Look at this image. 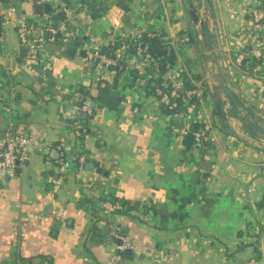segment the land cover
Here are the masks:
<instances>
[{"label": "crops", "instance_id": "1", "mask_svg": "<svg viewBox=\"0 0 264 264\" xmlns=\"http://www.w3.org/2000/svg\"><path fill=\"white\" fill-rule=\"evenodd\" d=\"M257 9L264 0H0V138H32L19 174L0 177V264H264ZM21 22L42 38L22 44ZM153 32L170 61L132 47ZM93 45L124 64L115 81ZM159 76L202 96L162 111L146 89ZM195 123L203 150L182 140Z\"/></svg>", "mask_w": 264, "mask_h": 264}, {"label": "trees", "instance_id": "2", "mask_svg": "<svg viewBox=\"0 0 264 264\" xmlns=\"http://www.w3.org/2000/svg\"><path fill=\"white\" fill-rule=\"evenodd\" d=\"M27 29L30 32L31 35V27L29 25H26ZM32 37V36H31ZM132 47L135 49H140L143 53H149L151 58L157 62H164L167 60H171L172 58V52L167 50L166 44L164 43V40L161 39V34L157 32H153L152 34L143 33L141 34L132 44ZM100 48V51L104 53L107 57L116 58L113 54L112 50L106 49V48ZM254 57V56H253ZM255 59H260L257 57H254ZM92 60V58H91ZM115 63L108 65L107 68L109 70H112L114 72V81L120 74V72L125 68L124 64H122L117 58L115 59ZM93 63L97 64V59L92 60ZM162 77H155L148 80L146 84V89L149 93L157 95V97L160 99V109L162 111H166L169 114L174 113H181L184 112L187 108V105L190 103H195L199 101L200 97L202 96V93L200 92L198 95L194 93H188V90H191L193 88H197L198 86L194 85L193 81L190 79H184L183 82V90L179 91L176 95H172L171 92V86L170 82H167L164 84L162 82ZM110 88V83L107 80H104V85L99 88V90H106ZM166 93L168 95V102L165 103L161 100L162 95ZM85 98L79 99L78 103H84ZM186 101V102H185ZM83 111L78 116L79 119L83 116ZM195 131H203L198 127V124H192L188 129L183 133V142L186 145L190 146H196L199 149L203 150L205 146H207L208 140L205 139V132L203 131V136H201L198 139L195 138L194 132ZM81 134V132H80ZM110 200L112 203H115L116 199L114 196H111L108 194V196L105 197V200ZM125 205V207H122V211H126L130 209L127 206V202L122 200V203L120 206Z\"/></svg>", "mask_w": 264, "mask_h": 264}, {"label": "built area", "instance_id": "3", "mask_svg": "<svg viewBox=\"0 0 264 264\" xmlns=\"http://www.w3.org/2000/svg\"><path fill=\"white\" fill-rule=\"evenodd\" d=\"M264 12L260 9L254 10L252 13V17L255 21L260 22L263 17ZM64 29V25H60L57 28H52L51 32H56V30ZM18 36L22 44L29 45L31 42L35 40H39L42 37L33 38L30 36V32L26 27L24 22H21L18 28ZM256 56H260L264 58V52L254 51L253 53ZM90 59H97V64L104 68H107L108 65L114 64L115 59L111 57H107L104 53L100 51V48L96 45H93L89 51ZM144 57L146 60H152L149 53H145ZM171 94L176 95L179 91L183 90V82L182 80H171ZM189 94L194 93L198 95L200 91L197 88H193L187 91ZM168 95L164 93L161 97V100L165 103L168 102ZM7 109V108H6ZM86 111L88 108L86 106H77L76 107V115L79 116L81 111ZM195 138L199 140L201 136H203V131H195ZM32 141V138L27 134L23 133L21 130L15 127H8L6 129L4 135L0 138V177H4L6 175L12 176L14 174L15 168L20 165L21 161L26 157V147ZM48 152V151H47ZM56 167L59 171H63L65 164L64 162L56 160ZM47 164H52L50 155H48L45 159ZM247 264H256L255 260L249 261Z\"/></svg>", "mask_w": 264, "mask_h": 264}, {"label": "water", "instance_id": "4", "mask_svg": "<svg viewBox=\"0 0 264 264\" xmlns=\"http://www.w3.org/2000/svg\"><path fill=\"white\" fill-rule=\"evenodd\" d=\"M50 36H51V33H50L48 30H46V31L44 32V37L48 38V37H50ZM226 90H227V92H228L229 94H231V90H230V88L228 87V85H226ZM87 162H88V158H87ZM23 163H26V161L24 160ZM95 164H97V162H95ZM19 172H20V167H19V165H18V166L15 168L14 175H18ZM8 178H9L8 175H6V176L4 177L5 180H7Z\"/></svg>", "mask_w": 264, "mask_h": 264}]
</instances>
